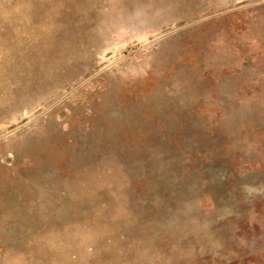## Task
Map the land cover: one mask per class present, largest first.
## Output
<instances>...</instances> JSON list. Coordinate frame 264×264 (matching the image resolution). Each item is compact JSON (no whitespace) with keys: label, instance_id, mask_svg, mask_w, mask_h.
<instances>
[{"label":"rangeland","instance_id":"374dc122","mask_svg":"<svg viewBox=\"0 0 264 264\" xmlns=\"http://www.w3.org/2000/svg\"><path fill=\"white\" fill-rule=\"evenodd\" d=\"M0 264H264V0H0Z\"/></svg>","mask_w":264,"mask_h":264}]
</instances>
